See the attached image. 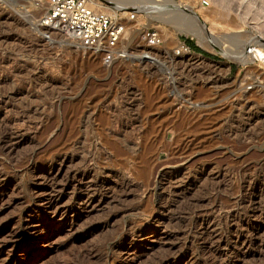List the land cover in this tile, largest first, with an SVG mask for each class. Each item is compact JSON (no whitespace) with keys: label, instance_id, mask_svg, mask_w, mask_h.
<instances>
[{"label":"rangeland","instance_id":"obj_1","mask_svg":"<svg viewBox=\"0 0 264 264\" xmlns=\"http://www.w3.org/2000/svg\"><path fill=\"white\" fill-rule=\"evenodd\" d=\"M94 1L157 26L153 64L132 48L105 66L40 25L46 0H0V264H202L207 226L249 240L229 260L264 264V0ZM43 192L64 215L12 250Z\"/></svg>","mask_w":264,"mask_h":264},{"label":"built area","instance_id":"obj_2","mask_svg":"<svg viewBox=\"0 0 264 264\" xmlns=\"http://www.w3.org/2000/svg\"><path fill=\"white\" fill-rule=\"evenodd\" d=\"M47 8L40 19V25L48 30H55L74 39L79 45L90 48L100 55L103 65L124 61L135 54L143 62L153 64L156 55L151 50L163 43V35L155 25L142 23L128 25L136 11L122 9L115 12L96 8L91 0H46ZM207 5V0H202ZM134 26V27H130ZM138 32V40L130 39ZM44 35H48L44 33ZM188 46L180 43L175 55L187 51Z\"/></svg>","mask_w":264,"mask_h":264},{"label":"bare ground","instance_id":"obj_3","mask_svg":"<svg viewBox=\"0 0 264 264\" xmlns=\"http://www.w3.org/2000/svg\"><path fill=\"white\" fill-rule=\"evenodd\" d=\"M92 1H91V3L94 5L95 1L94 2H92ZM96 6H97L96 8H100L101 9V7H98V6H100V4L99 5H96ZM124 9H126V8H124ZM102 10H103V8H102ZM153 20L154 19H152V21ZM51 31H55V30H51ZM192 31H193V29H192ZM194 33L197 35V37H199L201 39L204 36V31L201 30L200 27H198V26H197V28L196 27L194 28ZM70 39L72 41H74L75 44L78 45L80 48L87 49V50H90L91 51L90 48L83 47V46L79 45L78 42H76L74 39H72V38H70ZM250 47H252V46H250ZM257 51L260 54V56L263 55L262 50H259L258 49ZM250 56H251V52H241L238 55H234L233 57H235L238 62L244 64L245 62L250 61ZM147 65H148V63H147ZM148 66H146V67H148ZM200 95H201V93H200ZM202 95H203V93H202ZM193 107H194V105H193ZM191 112L197 114L196 111H195V108ZM216 115H217V113H216ZM195 118H197V117H195ZM7 148L8 147H6V149ZM12 148H13V146H12ZM2 149H4V148H2ZM7 151H8V149H7ZM9 152H7V153H9ZM7 155L8 154H6V156ZM23 170L24 171H27L28 170V164L24 167ZM43 194H44V192L43 193H40L39 195H36V199L34 200V202L36 203V208H35L36 210L34 212H36L37 213V216H39L38 217V220H35L34 218L28 219L27 223L25 224V226L23 228V234L22 235H19V233L17 231H12V234L11 235L13 237H15V239H14L15 242H14V245L12 246V250L15 249V248L21 247L20 245H22V244H25L26 247H25L24 250H26L25 251L26 255L29 256L32 253L34 254L35 251H36V250L34 251V248H36V245H39V244L42 245L50 237V235L53 234V232H54L53 230L55 229V227H54L55 223H54V221L52 219L56 218L58 214L64 215L65 210L63 208H61V196H59V195L54 196V197H49L48 196L49 198H47L46 195H43ZM39 205H41L40 206L41 210H40V208H38ZM38 209H39V211H37ZM48 215H50L51 217H48ZM206 229L207 230H204V232L203 233L201 232L202 234H200V235H202V237H203V235H206V240L203 239L204 240V243H203L204 245L202 247L203 249H202V253H201V257L203 259V263L202 264H238L237 261L233 262L232 260H229L228 259V256L229 255H232L233 256L232 258H237L238 256L239 257L240 256L241 257L248 256V254H249L250 251L247 250V249H248V245L250 244V242H249V240L246 239V237L243 236V231H238V232L235 231L236 233L235 234L233 233L234 235L232 234V236H231L229 234V232L228 233H218V231H216L215 229H213V228L211 229V226H207ZM131 238H132V236H131ZM10 241L11 240H7L6 241L5 248L10 247L9 246V244L11 245V242ZM135 245L134 244H132V245L131 244H128V245L125 244L126 248H128L129 251H134L135 248H136ZM197 248H199V246ZM199 250H201V249H199ZM193 256L190 257V258H184V259H181V260H177L176 259L177 261H173V264H201V262H199V260L196 259ZM34 261H36V260H34ZM135 262H136V259L135 260L132 259L131 261L130 260L129 261H126L123 264H134ZM163 263H165V262H163ZM28 264H33V259L32 260L30 259ZM166 264H171V263L169 261H167Z\"/></svg>","mask_w":264,"mask_h":264},{"label":"trees","instance_id":"obj_4","mask_svg":"<svg viewBox=\"0 0 264 264\" xmlns=\"http://www.w3.org/2000/svg\"><path fill=\"white\" fill-rule=\"evenodd\" d=\"M186 42V41H185ZM187 44V43H186ZM188 47H190L192 50H199V48L191 41H188Z\"/></svg>","mask_w":264,"mask_h":264},{"label":"water","instance_id":"obj_5","mask_svg":"<svg viewBox=\"0 0 264 264\" xmlns=\"http://www.w3.org/2000/svg\"><path fill=\"white\" fill-rule=\"evenodd\" d=\"M137 10H140L139 8H136ZM263 41H264V39H263ZM222 52V51H221Z\"/></svg>","mask_w":264,"mask_h":264}]
</instances>
